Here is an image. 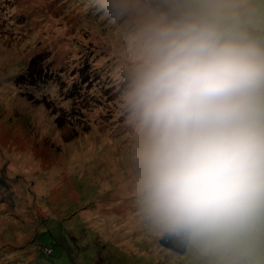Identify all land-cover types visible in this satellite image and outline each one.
Wrapping results in <instances>:
<instances>
[{"label":"rangeland","instance_id":"obj_1","mask_svg":"<svg viewBox=\"0 0 264 264\" xmlns=\"http://www.w3.org/2000/svg\"><path fill=\"white\" fill-rule=\"evenodd\" d=\"M117 1L0 0V264H217L194 242L163 246L180 235L144 208L126 96L159 14ZM237 3L264 41V0Z\"/></svg>","mask_w":264,"mask_h":264},{"label":"clouds","instance_id":"obj_2","mask_svg":"<svg viewBox=\"0 0 264 264\" xmlns=\"http://www.w3.org/2000/svg\"><path fill=\"white\" fill-rule=\"evenodd\" d=\"M237 0H185L143 27L127 93L144 208L217 264H264V41Z\"/></svg>","mask_w":264,"mask_h":264},{"label":"trees","instance_id":"obj_3","mask_svg":"<svg viewBox=\"0 0 264 264\" xmlns=\"http://www.w3.org/2000/svg\"><path fill=\"white\" fill-rule=\"evenodd\" d=\"M104 1H107L108 3H111L110 7H115L116 6L115 8H117V6H118V1L117 0H104ZM151 2L152 3H150V7L153 10H155V12L158 13L159 15H165V16H167L169 18H175V17L181 15L180 12H178L175 9H173V6L169 2L168 3L160 2V1L158 2L156 0H152ZM112 15L114 16V15H120V14H118L116 12V13H114ZM35 63H36L35 60L32 61L30 63V66L27 68L26 73L22 74L19 77V80L21 82H24L25 83L26 81H28V82L30 81V83H27V84L28 85H31V86L34 85L36 82H38V78L37 77H36L35 80H31V78L34 79V77L32 75L34 73L33 70H34ZM4 184H6V182H4ZM5 190H6V186H3L1 188V190H0V199H3V197L6 196L7 192H5ZM0 204H2V203H0ZM4 206H7L8 207V205H5V204H4ZM180 237L179 236L178 237L175 236L174 239L171 240L169 238V235H165L163 238L160 239L159 242L163 246L168 247V248L172 247V245H175L177 248H181V247H184L189 240L187 238L183 237V236H180ZM49 255H51V252H50Z\"/></svg>","mask_w":264,"mask_h":264},{"label":"built area","instance_id":"obj_4","mask_svg":"<svg viewBox=\"0 0 264 264\" xmlns=\"http://www.w3.org/2000/svg\"><path fill=\"white\" fill-rule=\"evenodd\" d=\"M46 253H48V254H46ZM46 253L44 252V254L49 255L50 254V251L47 250Z\"/></svg>","mask_w":264,"mask_h":264}]
</instances>
